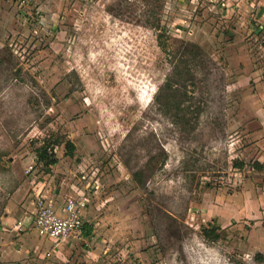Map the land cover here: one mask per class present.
I'll return each instance as SVG.
<instances>
[{"label":"rangeland","instance_id":"rangeland-1","mask_svg":"<svg viewBox=\"0 0 264 264\" xmlns=\"http://www.w3.org/2000/svg\"><path fill=\"white\" fill-rule=\"evenodd\" d=\"M211 2L2 0L0 264H264V27ZM43 194L88 196L76 238Z\"/></svg>","mask_w":264,"mask_h":264},{"label":"built area","instance_id":"built-area-1","mask_svg":"<svg viewBox=\"0 0 264 264\" xmlns=\"http://www.w3.org/2000/svg\"><path fill=\"white\" fill-rule=\"evenodd\" d=\"M255 10V7L251 8V11ZM263 23L260 28L264 27ZM88 201L85 194L67 196L60 204L44 195L36 196L30 225L39 236L48 237L55 243L76 238L82 231L83 213ZM21 224V221L17 224L20 231Z\"/></svg>","mask_w":264,"mask_h":264},{"label":"crops","instance_id":"crops-1","mask_svg":"<svg viewBox=\"0 0 264 264\" xmlns=\"http://www.w3.org/2000/svg\"><path fill=\"white\" fill-rule=\"evenodd\" d=\"M5 1L6 0H4V2ZM213 1L214 0H212L211 2L210 9L212 10L213 8H216L217 10L222 12L223 16L228 17V16L233 15L234 12H237V13H240L242 17V15H244L242 12L245 11L246 13L245 17H246V20L248 21L247 23H248L250 32L253 33V35H256L258 32L262 30V28H260V25L264 22V0H220L218 1V3H213ZM1 3H2V0H0V10L2 7ZM252 7H255L256 10L251 11ZM258 161L260 165L264 164V160L259 159ZM43 192H44V189H43ZM46 197L53 199V201H55L58 204L62 203L64 200V198L62 199V198L57 197L56 194L48 195ZM34 200H35V197H34ZM33 211H34V207H33ZM30 217L32 218V215ZM31 218L30 220H28V226L30 225ZM15 229H16V226H15ZM57 249H58V252L62 251L61 247ZM56 250L54 252H56Z\"/></svg>","mask_w":264,"mask_h":264},{"label":"trees","instance_id":"trees-1","mask_svg":"<svg viewBox=\"0 0 264 264\" xmlns=\"http://www.w3.org/2000/svg\"><path fill=\"white\" fill-rule=\"evenodd\" d=\"M162 33H164V32L162 30H160L159 34L157 35L158 39L161 38ZM160 45H161L162 49L167 50V47L165 46V44L163 45V43L161 42ZM189 46L191 47V50L193 48L199 49V45L192 43V42L189 43ZM62 142H63V140L59 137H55L52 140L51 139H44L42 144L35 147L34 151H35L36 158L42 164V167L45 169V171L48 172L50 170V168L55 163H57V157L55 155V148L57 146H59L60 144H62ZM66 147H67L68 153L71 154L73 152V149H74L73 144L71 142H67ZM256 165L258 167L261 166L259 162L258 163L256 162ZM83 228H84V225L82 227V230H83ZM201 233H202L203 237L206 238L207 240L215 241V240L219 239L218 226L215 224L213 225L210 223L207 226L202 227Z\"/></svg>","mask_w":264,"mask_h":264}]
</instances>
